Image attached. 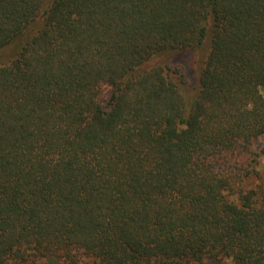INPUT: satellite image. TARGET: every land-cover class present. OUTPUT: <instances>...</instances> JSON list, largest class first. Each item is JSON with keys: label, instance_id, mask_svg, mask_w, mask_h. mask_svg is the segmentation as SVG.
Instances as JSON below:
<instances>
[{"label": "trees", "instance_id": "16d2710c", "mask_svg": "<svg viewBox=\"0 0 264 264\" xmlns=\"http://www.w3.org/2000/svg\"><path fill=\"white\" fill-rule=\"evenodd\" d=\"M262 135L264 0H0V264H264Z\"/></svg>", "mask_w": 264, "mask_h": 264}, {"label": "rangeland", "instance_id": "374dc122", "mask_svg": "<svg viewBox=\"0 0 264 264\" xmlns=\"http://www.w3.org/2000/svg\"><path fill=\"white\" fill-rule=\"evenodd\" d=\"M171 59L176 62H181L185 69L188 84L192 85L194 81V75L196 70L195 56L192 53L181 52L178 54L171 55ZM257 150L259 151L258 166L259 170L264 169V135L260 136L257 141ZM45 264H55L52 260H49Z\"/></svg>", "mask_w": 264, "mask_h": 264}]
</instances>
